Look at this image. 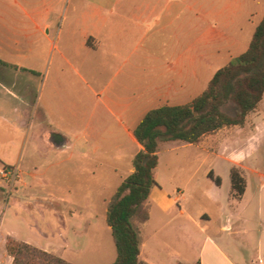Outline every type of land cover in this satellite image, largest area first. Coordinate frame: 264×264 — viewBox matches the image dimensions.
I'll return each mask as SVG.
<instances>
[{
    "label": "crops",
    "instance_id": "0c3cea01",
    "mask_svg": "<svg viewBox=\"0 0 264 264\" xmlns=\"http://www.w3.org/2000/svg\"><path fill=\"white\" fill-rule=\"evenodd\" d=\"M254 1L0 0V147L15 151L0 161L17 168L0 240L10 235L69 261L72 245L78 255L94 245L100 213L105 221L142 148L135 127L149 110L204 90L229 61L210 71L212 22L236 29ZM260 154L264 95L243 125L195 144L162 142L139 263L264 264ZM105 184L111 192L100 193Z\"/></svg>",
    "mask_w": 264,
    "mask_h": 264
},
{
    "label": "trees",
    "instance_id": "16d2710c",
    "mask_svg": "<svg viewBox=\"0 0 264 264\" xmlns=\"http://www.w3.org/2000/svg\"><path fill=\"white\" fill-rule=\"evenodd\" d=\"M264 95V14L255 26L247 48L219 67L204 90L185 104H164L149 110L133 134L142 148L132 159L133 172L125 177L107 201L106 224L116 250L110 264H140L139 232L149 218L148 197L156 184L154 170L162 142L195 144L202 136L225 126L243 125ZM215 181L219 183V179ZM232 188L241 194L244 181L231 171ZM11 264H72L8 235Z\"/></svg>",
    "mask_w": 264,
    "mask_h": 264
},
{
    "label": "rangeland",
    "instance_id": "374dc122",
    "mask_svg": "<svg viewBox=\"0 0 264 264\" xmlns=\"http://www.w3.org/2000/svg\"><path fill=\"white\" fill-rule=\"evenodd\" d=\"M244 9L245 15L237 23L238 25L236 29H234L231 23L228 21L212 22L211 40L213 51L211 52V54L213 56V59L210 64V71H213L217 66L230 60L234 57V55L238 54L246 48L255 29V26L264 14V0H256L248 6H245ZM197 25L201 26L202 23H197ZM196 38L197 58L202 61L205 55V51L203 50L205 48L203 45L204 38L202 34L198 33ZM215 49L219 53H216ZM6 136H12V134L10 132H7ZM4 146L5 145L2 143L0 147V153L4 157L6 156L5 154L9 153L7 156L10 159L11 155L15 153V151L3 149ZM27 155L28 151L24 149L20 158L21 162L26 161ZM260 156H262V164H264V154H260ZM6 164L9 163H7V161L5 160H3V163L0 161L1 166H5L8 169H12V167H14ZM8 177L9 175L5 179L0 176V209L5 212L7 210L8 198L11 196L10 192L14 188V184L11 185L9 183L10 177ZM111 189V185L105 184V186H101L99 192L105 194L109 191L111 192ZM99 217L100 225L94 235V245H90L85 252H82L79 255L75 252L77 246L72 245V248L74 249V256L71 261L67 260L68 262L72 264H110L114 260L116 256V250L111 232L109 229H107L106 222L104 221V219H102L101 213ZM78 221L79 220L76 219L75 223H77ZM80 229L81 228H75L76 231ZM6 243L7 238L4 243L2 242V240H0V264H11L12 262V257L7 252Z\"/></svg>",
    "mask_w": 264,
    "mask_h": 264
},
{
    "label": "built area",
    "instance_id": "2783aa9c",
    "mask_svg": "<svg viewBox=\"0 0 264 264\" xmlns=\"http://www.w3.org/2000/svg\"><path fill=\"white\" fill-rule=\"evenodd\" d=\"M16 174H17V168L16 167H12V169H8L7 167L5 166H0V176L2 178H7V176L9 175L10 177V184H14L15 183V180H16ZM8 177V178H9Z\"/></svg>",
    "mask_w": 264,
    "mask_h": 264
}]
</instances>
